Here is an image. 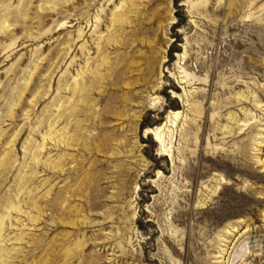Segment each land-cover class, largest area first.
<instances>
[{
    "label": "rangeland",
    "instance_id": "rangeland-1",
    "mask_svg": "<svg viewBox=\"0 0 264 264\" xmlns=\"http://www.w3.org/2000/svg\"><path fill=\"white\" fill-rule=\"evenodd\" d=\"M0 264H264V0H0Z\"/></svg>",
    "mask_w": 264,
    "mask_h": 264
},
{
    "label": "bare ground",
    "instance_id": "bare-ground-1",
    "mask_svg": "<svg viewBox=\"0 0 264 264\" xmlns=\"http://www.w3.org/2000/svg\"><path fill=\"white\" fill-rule=\"evenodd\" d=\"M156 138L160 140V137L156 136ZM225 231H226V230H225Z\"/></svg>",
    "mask_w": 264,
    "mask_h": 264
}]
</instances>
